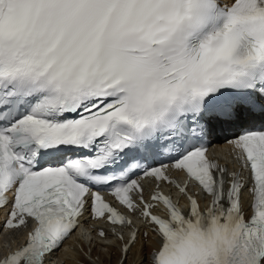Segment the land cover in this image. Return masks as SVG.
Segmentation results:
<instances>
[{"label":"snow or ice","instance_id":"6c2138e0","mask_svg":"<svg viewBox=\"0 0 264 264\" xmlns=\"http://www.w3.org/2000/svg\"><path fill=\"white\" fill-rule=\"evenodd\" d=\"M0 210V264H264V0H0Z\"/></svg>","mask_w":264,"mask_h":264},{"label":"bare ground","instance_id":"6f19581e","mask_svg":"<svg viewBox=\"0 0 264 264\" xmlns=\"http://www.w3.org/2000/svg\"><path fill=\"white\" fill-rule=\"evenodd\" d=\"M67 249L68 248H65L62 250V252H57L58 256L54 260L53 264H69L67 257L71 256L72 254L71 252L66 253ZM93 255H99L103 264H116L117 259L119 257V252L111 247H109L107 250L98 248L94 251ZM132 257L134 260V264H141V260L143 259V257L139 254L138 247L137 249H133V251L129 253L127 264H130Z\"/></svg>","mask_w":264,"mask_h":264}]
</instances>
